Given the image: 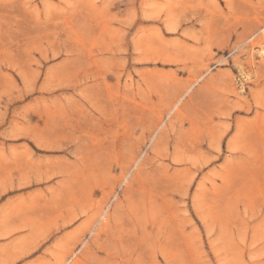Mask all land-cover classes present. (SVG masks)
<instances>
[{"label":"rangeland","instance_id":"rangeland-1","mask_svg":"<svg viewBox=\"0 0 264 264\" xmlns=\"http://www.w3.org/2000/svg\"><path fill=\"white\" fill-rule=\"evenodd\" d=\"M0 178V264H264V0H0Z\"/></svg>","mask_w":264,"mask_h":264},{"label":"crops","instance_id":"crops-1","mask_svg":"<svg viewBox=\"0 0 264 264\" xmlns=\"http://www.w3.org/2000/svg\"><path fill=\"white\" fill-rule=\"evenodd\" d=\"M15 181L14 178H0V198L6 195V192L10 193L12 189L16 188Z\"/></svg>","mask_w":264,"mask_h":264}]
</instances>
